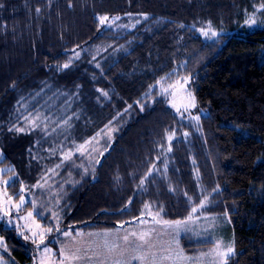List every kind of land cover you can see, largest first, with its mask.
Here are the masks:
<instances>
[{"label":"trees","instance_id":"16d2710c","mask_svg":"<svg viewBox=\"0 0 264 264\" xmlns=\"http://www.w3.org/2000/svg\"><path fill=\"white\" fill-rule=\"evenodd\" d=\"M0 5V122L20 95L50 83L53 89L107 93L101 105H93L88 136L116 118L119 125L94 168L77 172L67 187L63 229L113 230L161 205L162 219L182 220L211 193L203 210L228 218L234 243L226 264H264V29L245 23L264 0H0ZM260 13L264 16V8ZM126 14L148 18L127 32L99 25V16ZM209 22L220 33L212 41L193 28ZM93 45L120 50L96 67L84 52ZM75 52L83 54L63 68ZM183 76L191 79L197 107L207 111L196 126L179 118L155 89L162 78ZM6 163L8 158L0 166ZM20 188L18 179L7 188L14 200ZM183 241L185 251L211 244ZM0 256L6 264H36L34 245L4 219Z\"/></svg>","mask_w":264,"mask_h":264},{"label":"rangeland","instance_id":"374dc122","mask_svg":"<svg viewBox=\"0 0 264 264\" xmlns=\"http://www.w3.org/2000/svg\"><path fill=\"white\" fill-rule=\"evenodd\" d=\"M262 9L258 7L251 14L256 19L257 24L254 26L246 24L247 27L264 29V16L260 13ZM108 17L111 18V16ZM118 17H120L119 20H115L110 25L106 23L103 28L119 33L127 32L136 28L148 18L145 14H126ZM207 27L208 24L193 25V28L205 40L212 41L216 39L218 36L208 39L201 34L199 30L206 29ZM212 30L216 31L218 35L220 34L215 28H212ZM107 47L93 45L92 47L86 48L84 52L88 56L87 62L99 67L101 66V61L117 57L120 49L111 48L108 51ZM79 53L80 58L83 52ZM101 53L106 56H101ZM93 57H95V60H93ZM75 59V55H73L70 60L74 61ZM185 77L163 78L159 80V83H156L155 89L159 95L164 96L168 105L179 118L196 126L201 116L207 115V111L199 109L196 101L195 107H190L187 112L184 111V105L190 103L189 94L194 96L191 79L187 77L188 82L184 83ZM177 81H180V83L177 84ZM163 89H167V92H163ZM104 93L106 92L99 89L95 92L84 91L80 87L74 90H66L64 88L53 89L51 88V84L48 83L39 92H34L28 96L20 95L12 107L7 110L6 118L0 122V162L8 158L9 163L0 166V169L5 170L3 174H0V179L12 177L13 171L10 169H14L16 179L20 182L22 181L26 189L24 193H21L19 189V193L28 201L30 207H27L28 203H26L17 212L12 207V203L19 202L20 198L18 200L12 199L11 203L8 202L7 197L10 195L8 191L7 196L4 195L5 186L0 184V209H2L0 211V217L7 224H9V220L11 219V225L18 230L19 234L23 232L24 235L31 236L30 229L37 231L36 224H40L43 227L53 226L55 221L52 219L51 213L46 211V209L52 208L56 200L59 199L60 204L58 207L62 210V202L66 194V189L75 183L76 173L78 172V175H80L92 170L100 158L101 153H104L106 147L110 144L114 132L119 127L116 122L117 118L115 123H109L94 135L88 136L86 133L87 124L93 118V105L95 103L101 105L102 99L107 98V95H104ZM91 100H93V104ZM173 104L176 107H173ZM177 108L180 109V112H177ZM29 114H32L33 117L39 114V119L35 121L38 125L37 127L33 128L25 120V117H28ZM191 116H199L200 118L196 121L192 120ZM13 125L24 128L25 131H9V128L13 127ZM185 133L187 132H184V136H187L188 133L187 135ZM85 141H91V143L86 145V150H83L82 154L79 145L84 144ZM21 144H24L25 147L20 150H14L15 153H13V147L17 148ZM30 149L31 151H29ZM68 154H71V158L64 159ZM57 165L61 166L57 168ZM49 169L53 171H48ZM41 177H44V179L42 180ZM45 180L47 181L46 183ZM37 181L44 184L42 189L32 187ZM33 203L39 207V210L44 216H47V219L37 216H33L30 219L26 218L27 213L33 211ZM5 211L9 212L10 215L5 216ZM150 212H145L144 210L142 216L132 224L120 225L111 230V235L108 237V240L119 244L123 248L126 246L125 242L121 239L123 235L131 232L140 233L141 231H150L151 243L155 245L152 251H155L157 255L161 254L160 249H168L171 247L174 251L182 249L185 255L198 256L201 253H210V250L216 246L217 242L220 243L222 250H225L228 246H232L234 249L232 236L228 232L229 222L226 216L208 215L204 210H198L194 214L198 219H195L189 225L191 230L185 231L181 229L177 235L171 228L163 224L155 223L152 215L149 214ZM205 217H215V222L210 219L206 220ZM143 221H147V223ZM74 231L79 230L75 229ZM104 231H83L85 236L77 237L75 244L72 243L70 238H65L63 235L53 232L45 237V244L55 254L51 257L42 250L37 251V246L32 243L31 239L25 240L24 235L20 234V236L25 241L34 245L36 249V264H41V258H43L44 264H51L53 260L59 261V251L62 246L66 252H71L76 247H81L85 241L90 240L92 241V246L98 252H103L100 246H102L105 239L102 235ZM88 233H101V235L88 237ZM49 240H52L57 246L49 244ZM181 240H184L183 242L187 245L202 242L211 244L206 247H200V250L185 251ZM139 243V240L130 236V243L127 247L131 249ZM129 254H132L131 251ZM226 261L227 259L222 262L219 257L213 254H209L203 258V264H226ZM0 264H6L1 256ZM64 264H68V261H65ZM73 264H99V259L94 258L91 261L85 259L73 262ZM133 264H139V262L133 261ZM163 264H184V262L166 260L163 261Z\"/></svg>","mask_w":264,"mask_h":264},{"label":"snow or ice","instance_id":"6c2138e0","mask_svg":"<svg viewBox=\"0 0 264 264\" xmlns=\"http://www.w3.org/2000/svg\"><path fill=\"white\" fill-rule=\"evenodd\" d=\"M0 7H2V5H0ZM261 8H264V5H261ZM37 12H39L40 10L37 9ZM120 17L116 16V17H108L106 15L103 16H99L98 17V21H99V25L100 26H104L106 23H108L109 25L114 22L115 20H119ZM137 23H139V21H137ZM246 24H248L249 26H254L257 24L256 19L253 18V16H249V18L245 21ZM102 30V29H98ZM201 32L202 35H204L206 38L208 39H212L218 36V33L214 30H212L211 28V23L209 22L208 27L206 29H200L199 30ZM80 56L79 52H75V58L78 59ZM93 60H95V57H93ZM72 61L70 60L68 63H65L62 67L63 68H67L69 67V64ZM99 66V65H97ZM174 74V73H173ZM171 75V74H169ZM163 79V78H162ZM188 82V78L185 77L184 78V83ZM159 83V81H158ZM180 81H177V84H179ZM171 87V86H170ZM163 92H167V89H163ZM104 95H107V93H104ZM190 96V103L184 105V111L187 112L188 109L190 107H195V97L194 96ZM173 107H176L175 104H173ZM177 112H180V109L177 108ZM199 116H191L192 120H199ZM39 119V114H37L35 117L32 116V114H29L28 117H25V120L32 125L33 128L37 127L38 125L35 123L36 120ZM65 123H67V121H65ZM9 131H16V132H23L25 131L24 128L21 127H16L15 125H13V127L9 128ZM174 135V133H173ZM173 135H169L168 139L169 141H171L173 139ZM185 135H187V133H185ZM91 141H85L84 144L79 145V148L82 150V154H83V150H86V145L90 144ZM171 149L169 148V151ZM31 151V149L29 150ZM54 151V150H53ZM101 155H103V153H101ZM71 158V154H68L64 157V159H70ZM61 165H57L56 167L59 168ZM11 171H13V176L9 177L8 179H0V184H3L5 186V192L4 195L7 196V188L8 187H14L15 183H16V175L14 172V169H10ZM155 170V167L150 168L148 173L145 175V177L143 179H141V187L143 186V184L145 183V180H147L149 178V176H151L152 172ZM48 171H53L52 169H49ZM5 172L4 169H0V174H3ZM198 175V173H197ZM41 179L43 180L44 177H41ZM118 179V178H117ZM47 181L45 180V183ZM21 188H20V192L24 193L25 192V187L23 185V182L21 181ZM32 187L35 188H43L44 184L41 183L40 181H37V183L35 185H33ZM172 189L170 188V191ZM213 191H218L217 189H213ZM185 196H187V193L184 194ZM211 196V193H207L203 196V199H201L199 201V204L192 207L191 211L189 212L188 216L182 220H173V221H169V220H164L162 219V213L164 212V208L163 206H159L160 210L156 211L155 213H149L150 215H152L153 217V221L157 224H163L169 228H171L177 235L179 234V231L181 229L185 230V231H189L191 230L189 228V225L191 223H193L195 221V219H198L197 216H195L194 214H196L198 212V210H203L205 209L208 204L210 203L209 197ZM12 196H8L7 197V201L8 202H12ZM188 200L191 201L192 197L188 196ZM26 203H28V201L25 200L24 196L21 195L19 202L17 203H12V207L18 212ZM59 204L60 201L59 199L56 200L55 205H53L52 208H48L46 209V211L51 213L52 219L55 221V224L53 226H49V227H43L40 224H36V229L37 231H31V236L28 235H24L23 232H21V235H24L25 240L31 239L32 243L36 244L37 246V251H43L45 254H47L49 257L54 256L55 254L52 252V249L49 248L46 244H45V237L48 236L49 234L56 232L60 235H63L65 238H70L72 243L75 244L76 238L77 237H83L85 236V233L80 232V231H74L71 227L68 230H65L61 227L63 219H62V215H61V209H59ZM33 211H30L27 213V219L32 218L33 216H37V217H42L44 219H47V216H44L43 213H41V211L39 210V207L33 203L32 205ZM150 208V205L145 204V209ZM55 209V210H54ZM0 211H2V209H0ZM121 211H124V209H122ZM5 216L10 215L9 212L5 211L4 212ZM3 218L0 217V220H2ZM205 219H210L213 222H215V217H205ZM144 223H147V221H143ZM11 224V219L9 220V225ZM211 226V225H210ZM7 227V225L5 226ZM101 235V233H88L87 236L88 237H93V236H99ZM102 235L104 236V242L102 244V249L103 252H98L96 250V248H94L92 246V241H85L83 243V245L81 247H76L73 251L71 252H66L65 248L62 246L60 251H59V256L60 259L59 261H55L53 260L51 262V264H64L65 261H68V264H73V262H78L81 260H93L94 258L99 259V264H133V261H138L139 264H163V261L166 260H172V261H181L184 262V264H203V258L209 254H213L216 257H219L221 259V261L223 262L224 260H226L234 251L232 246H228L225 250L221 249V245L219 242H217L216 246L210 250V253H201L198 256H188L185 255L182 249L176 250L174 251L173 249H171V247H169L168 249H160L161 254L157 255V253L155 251H152V249L155 247V245H153L151 243V232L150 231H141L140 233L137 232H131L128 234L123 235V237H121V239L125 242V247H121L119 244L115 243V242H110L108 240V237L111 235V230H105ZM130 236L131 237H135L137 240L140 241L139 244L135 245L134 247H132L131 249H129V247H127V245H129L130 243ZM49 244H52L53 241L49 240L48 241ZM43 246V247H42ZM131 251L132 254H129V252ZM91 253V254H89ZM41 264H44V260L43 258H41Z\"/></svg>","mask_w":264,"mask_h":264}]
</instances>
